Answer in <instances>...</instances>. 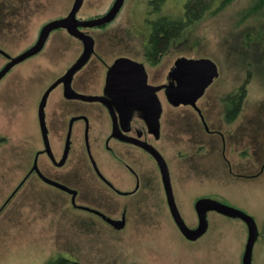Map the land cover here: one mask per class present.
<instances>
[{
  "label": "rangeland",
  "instance_id": "1",
  "mask_svg": "<svg viewBox=\"0 0 264 264\" xmlns=\"http://www.w3.org/2000/svg\"><path fill=\"white\" fill-rule=\"evenodd\" d=\"M74 1L0 0V47L9 55L22 53L34 44L42 26L66 14ZM111 1L84 0L79 16L89 18L107 11ZM185 1L165 0L156 14L152 13L149 0H128L116 19L108 22V30L91 29V33L100 42L110 34L115 37V32L119 37L118 33L123 34V29L128 30L131 25L137 30L140 45L141 29L146 30L144 22L149 17H182ZM258 2L232 0L216 15L207 14L172 42L158 64L148 66L157 78L164 76L181 56L210 58L219 68L218 77L206 89L198 106L204 109L208 124L213 125L216 118L217 126L230 129L229 136L234 135L226 151L229 162L222 155V144L210 150L201 145L207 142L208 135L198 113L190 107H177L181 154L170 166L171 185L178 210L190 228L198 223L195 205L199 198L219 199L249 213L259 231L252 264H264V15L254 14L253 7ZM58 34L64 37V51H57L60 42L54 35ZM76 42L66 32L55 31L42 53L15 64L0 81V206L26 172L29 158L41 146L36 109L39 96L66 67L77 49ZM7 62V57L0 53V69ZM247 78L242 112L228 123L223 98L235 92ZM186 115L192 116L193 129L186 125ZM189 131H194V135H189ZM164 147L170 158L171 146L165 143ZM257 171L256 176H249ZM163 191L158 187L156 197L143 203L145 215L133 218L128 231L74 241L52 239L56 230L70 229L65 220L59 218L51 226L46 221L51 220L49 216L29 223L27 216L40 217L44 213L28 215L12 204L0 212V264H42L59 250L73 249L78 260L75 264H242L248 237L244 220L210 211L205 234L189 240L176 223Z\"/></svg>",
  "mask_w": 264,
  "mask_h": 264
},
{
  "label": "flooded vegetation",
  "instance_id": "2",
  "mask_svg": "<svg viewBox=\"0 0 264 264\" xmlns=\"http://www.w3.org/2000/svg\"><path fill=\"white\" fill-rule=\"evenodd\" d=\"M115 1H111L107 11ZM127 1L124 0L118 13L126 7ZM152 1L149 0L151 11L157 14L162 8L158 11ZM73 5L66 14L57 18L68 15ZM82 5L76 15L79 19H86L79 16ZM107 11L89 18L104 15ZM117 16L118 14L111 21H114ZM159 17V15L149 17L144 22L146 30L141 29L140 45L137 30L131 28V25L128 30L123 29V34L118 33L119 37H116L117 32H115V37L110 34L108 38L100 42L91 33V29L102 28L106 31L108 23L79 26L80 30L93 36V52L71 74L67 72L85 53V42L73 35L66 27H57L52 30L50 35L58 30L66 32L72 40L77 41V44L75 43L77 49L73 50L74 53L68 59L63 71L56 74L39 96L36 109L41 146L37 147L33 156L29 158L26 172L18 178L14 189L6 196L0 206V212L16 204L28 215L44 213L40 217L27 216L29 223L41 217L48 219L49 216H52L51 220L46 221L51 223V226L59 218V220H65L70 229L66 232L63 229L61 232L56 230L52 236L55 241H74L104 237L107 233L126 232L133 218H139V214L145 215L143 203L148 204L149 200L156 197L158 187L164 190L168 199L163 169L156 154L159 152L165 159L170 178V166L180 159L181 154L179 135L176 130L178 113L175 112V109L180 106L194 109L204 124L208 140L201 145H205L210 150L212 146L218 148V145L222 144V155L229 162L226 151L232 145L229 141L233 140L234 135L229 136L230 129L225 130L217 126L216 118L213 119V125L207 123L204 109L198 106L199 100L204 95L197 100L199 110L191 103L175 106L169 102L167 85L175 83L170 75L175 62L164 76L158 78L156 74L152 76L148 70V66L158 64L171 47V44H166V47L160 46L159 43L157 47L155 45L151 21ZM49 37L37 53L44 51ZM54 38L60 42L57 51H64L67 46H65L66 43L63 44V35H54ZM157 52L161 53V58L155 62L151 59ZM121 58L144 63L148 72L147 82L154 87L162 86L156 90L161 103V115L158 122L154 119L155 106H149L147 110L141 108L145 99L149 101L151 99L148 93L145 99L142 91L136 92V96L134 93L132 95L119 93L117 88L119 79L113 80L111 85L108 84L109 71ZM7 59L9 61L8 57ZM132 68L134 63L127 62L121 67L118 75L121 76L123 72L130 73ZM5 75L1 77V80ZM54 83H56L55 87L50 89L46 96L44 118L41 119L39 108L42 97ZM225 103L224 117L228 122L226 115L229 103L227 100ZM191 118V115L184 117L186 125H190L193 129L194 124ZM187 133L194 135V131ZM165 143L172 148L170 158L164 152ZM244 150L242 147L241 152ZM261 168L263 169V165ZM258 173V171L250 173L249 176H256ZM210 211L217 210H209L207 216ZM197 222L194 228L199 226V215ZM244 222L247 226L245 220ZM74 252V249L70 252L59 250L44 259L42 264H75L78 260Z\"/></svg>",
  "mask_w": 264,
  "mask_h": 264
},
{
  "label": "water",
  "instance_id": "3",
  "mask_svg": "<svg viewBox=\"0 0 264 264\" xmlns=\"http://www.w3.org/2000/svg\"><path fill=\"white\" fill-rule=\"evenodd\" d=\"M83 2L84 0H75L72 10L68 15L62 18H53V20L45 23L42 26L40 36L36 40V42L31 47L22 51V53L16 56L9 55L3 48L0 47V52H2L9 58V61L3 66L0 71V80L1 77L8 71H10L15 64L20 63L22 62V60L27 59L33 56L35 53L39 52L43 48V45L45 44V41L49 37L52 30L57 27H66L68 31H70L73 35L80 37L85 42V53L76 62V64L68 70L67 73L71 74L79 66H81L83 62L86 61L88 56L92 54L94 40L91 34L83 32L82 30H80L79 26H97L108 23V21L113 20L118 14V11L122 7L121 5L123 4L124 0H116L104 15L97 16L95 18L79 19L76 14ZM127 62L134 63V68H132L130 73L123 72L122 70L123 73L121 74V76H119V70ZM171 70L172 71L170 75L175 83H170L169 85H167V96L169 102L174 104L175 106L191 103L197 109V100L206 92V89L209 87V85L219 75V68L217 67L216 63L210 58L194 59L181 56L177 58V60L175 61V65ZM128 77H130L131 79H127ZM147 77L148 72L145 69L144 63L135 60L131 61L128 58H121L118 59L117 62L111 67L108 76V84L111 85V82L113 80L116 81V79H119V81L117 82L119 93H123L125 95H132L134 93L136 96V92L142 91L145 96L144 99L146 98V95L148 93L151 99L150 101L145 99L143 105H141V108L147 110V107L155 106L156 112L154 113L156 115L154 119L155 122H158L161 115V103L159 101L156 90H158L162 86L159 85L154 87L150 85L147 82ZM56 83L51 85V87L45 92L44 96L42 97L43 99L39 108L41 119L44 118V106L47 99L46 96L49 90L55 87ZM130 83L131 85H129ZM156 158H158L161 168L163 169V179L165 180V186L168 192L170 209L173 212L176 223H178L181 232L191 240H194L204 234L208 226L207 212L209 210H217L225 215L227 214L233 217H240L241 219L246 221L249 231L242 264H252V251L259 234V231H257L256 220H254V218L249 213H246L239 208L236 209L235 207L227 203L225 204L224 202L215 198L212 199L210 197H203L197 199L195 205L196 211H198L199 215V226L194 229L190 228L182 219V216L177 207V202L174 199V193L171 186V179L169 178L168 168L166 167V161L159 152L158 154H156Z\"/></svg>",
  "mask_w": 264,
  "mask_h": 264
},
{
  "label": "trees",
  "instance_id": "4",
  "mask_svg": "<svg viewBox=\"0 0 264 264\" xmlns=\"http://www.w3.org/2000/svg\"><path fill=\"white\" fill-rule=\"evenodd\" d=\"M165 0H153L152 3L156 6L157 10H161L162 3ZM232 0H186L182 17H171L170 15L163 14L159 18L152 20V36L155 45L159 43L160 46H167L181 37L186 29L190 28L196 21L206 17L207 14L216 15L217 12L225 7ZM259 2L253 7L254 14L264 15V0ZM259 35L262 36L260 32ZM251 38V37H250ZM167 44V45H166ZM161 58V53H156L151 60L158 62ZM249 81L247 78L235 92L228 94L224 100L228 101L229 109L226 115L228 122H233L242 112L244 98L247 96L246 83Z\"/></svg>",
  "mask_w": 264,
  "mask_h": 264
}]
</instances>
